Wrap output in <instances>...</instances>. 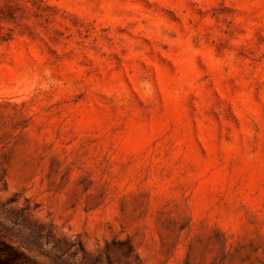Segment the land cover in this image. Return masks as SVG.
<instances>
[{"label":"clouds","instance_id":"obj_1","mask_svg":"<svg viewBox=\"0 0 264 264\" xmlns=\"http://www.w3.org/2000/svg\"><path fill=\"white\" fill-rule=\"evenodd\" d=\"M0 234L264 264V0H0Z\"/></svg>","mask_w":264,"mask_h":264},{"label":"rangeland","instance_id":"obj_2","mask_svg":"<svg viewBox=\"0 0 264 264\" xmlns=\"http://www.w3.org/2000/svg\"><path fill=\"white\" fill-rule=\"evenodd\" d=\"M5 246L8 250L16 252L18 255L17 264H31L30 258L22 250V245L17 243L11 236L7 234H0V248Z\"/></svg>","mask_w":264,"mask_h":264},{"label":"trees","instance_id":"obj_3","mask_svg":"<svg viewBox=\"0 0 264 264\" xmlns=\"http://www.w3.org/2000/svg\"><path fill=\"white\" fill-rule=\"evenodd\" d=\"M18 255L16 252L8 250L5 246L0 248V264H17Z\"/></svg>","mask_w":264,"mask_h":264}]
</instances>
